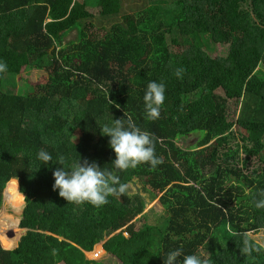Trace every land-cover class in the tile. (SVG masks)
Returning <instances> with one entry per match:
<instances>
[{
    "label": "trees",
    "instance_id": "16d2710c",
    "mask_svg": "<svg viewBox=\"0 0 264 264\" xmlns=\"http://www.w3.org/2000/svg\"><path fill=\"white\" fill-rule=\"evenodd\" d=\"M145 1L125 8L120 0H0V62L7 64L0 73V206L7 183V204L25 198L19 226L28 230L15 249L1 246L0 264H73L70 247L39 246L50 217L74 226L87 251L102 243L121 264H164L177 248L181 262L195 254L209 264H264V247L252 236L264 230V209L253 202L264 190V29L250 38V20L229 25L246 1L264 22V0ZM107 16L114 19L108 31ZM70 30L75 38L63 41ZM21 67L45 74L16 88ZM177 68L185 69L182 78ZM152 81L165 85L155 121L143 100ZM128 118L151 134L163 161L156 168H114L101 128ZM189 135L199 136L196 150L186 145ZM42 148L53 161L38 159ZM60 156L66 169L87 159L123 184L139 180L164 215L137 224L146 205L139 194L109 196L101 208L68 203L52 187ZM14 224L3 207L7 249L16 239L7 231L23 230ZM223 228L226 240L218 236ZM244 238L261 251L243 255Z\"/></svg>",
    "mask_w": 264,
    "mask_h": 264
},
{
    "label": "clouds",
    "instance_id": "9594fccd",
    "mask_svg": "<svg viewBox=\"0 0 264 264\" xmlns=\"http://www.w3.org/2000/svg\"><path fill=\"white\" fill-rule=\"evenodd\" d=\"M259 24L262 25L263 22L260 21ZM6 71L7 64L0 62V73ZM184 71L183 68H177L175 70L176 77L182 78ZM143 100L146 118L153 121L159 119L165 101V85L155 81L149 82ZM116 107L119 108L120 106L117 104ZM101 133L110 137L109 145L116 155L112 164L119 171L135 169L142 164H148L154 169L163 163L162 159L155 154V143L151 134L141 130L131 118L126 121L115 119L113 126H104L101 128ZM38 159L43 164L53 161L51 154L43 148L38 152ZM55 163H59L63 167L54 170V184L52 187L53 190L58 189L59 196L68 203L82 205L87 202L96 208H101L109 202V196L124 195L127 192V185L120 182L118 175L111 170L102 169L95 162L89 163L87 159L81 162L79 159L66 169L64 167V157L60 156ZM259 195L262 198L259 200L254 199V205L257 209H264V190ZM27 231L26 229L25 233ZM101 248L103 250V247ZM240 251L243 255H251L254 251L259 253L261 248L255 247L249 242L248 238H244L243 247ZM55 252L56 250L53 249V254ZM181 255L182 251L179 248L168 252L164 257V264H209L208 260H202L195 254L183 256L181 262L178 260Z\"/></svg>",
    "mask_w": 264,
    "mask_h": 264
},
{
    "label": "rangeland",
    "instance_id": "374dc122",
    "mask_svg": "<svg viewBox=\"0 0 264 264\" xmlns=\"http://www.w3.org/2000/svg\"><path fill=\"white\" fill-rule=\"evenodd\" d=\"M120 2L123 4V6L125 8H128L129 6H132L135 3L138 5L149 3L148 1H145V0H135V2H129V3L127 0H120ZM129 13L130 12H128L126 14H129ZM247 20H250V21L247 22ZM260 20L261 19H259L257 16L252 14L251 4L249 1H246V2H241V3L237 4V15L233 20H231L229 22V25L232 27H237L238 25L247 22L249 28L253 30V33H249V37L252 38L253 36L254 37L256 36L255 33L257 30L262 29V28L264 29V22L262 25L258 24V22ZM113 21H114V19L110 18L109 16L104 17L103 22H104L106 31H108L109 28L112 27V24L114 23ZM94 31L98 35L97 28ZM100 35H102V32L100 33ZM74 38H75V31L70 30L66 33L63 41L73 40ZM205 40H206V44H207L208 48L209 49L213 48L212 44H210L208 42L207 38H205ZM219 50H223V49L220 48ZM20 70H21L20 71V77L21 78H18L17 80L14 81L16 88H20L21 86L23 87L27 84H29V85L33 84L34 81L36 80L37 76L45 74L44 71L36 70L34 68L21 67ZM11 84H12V81L8 80V81H6L5 85L11 86ZM7 88H9V87H7ZM217 93L221 95L220 92H217ZM227 113L230 114L231 119H234L236 117L235 103L229 104ZM234 129H236V128L234 127ZM198 141H199L198 135H189L188 139L186 141V145H188V147L191 148L190 150H196V148L194 146ZM15 182H16V186H17V191L20 193L19 181L16 179ZM6 187H7V183H6V185L2 191V204H1L0 208L2 206L5 208V213L11 216V218L15 222V224H14L15 227L20 230V228H18V226H19L20 220L22 219L21 214H22V210L24 207L25 198L22 195V203L18 202V200H15L13 205H12L11 201L9 204H7L8 202H5V200H6ZM143 187H145V186L139 180H135L134 182L127 184V192L126 193L130 194V195L139 194L146 203L145 208L142 212V214H145V216L141 217L138 220L137 224H141V223H145V222L152 224L155 222V220L157 218H161L164 215V212H163V210H158V208L155 207L156 200L151 199L149 194L147 192L143 191ZM3 207L1 209H3ZM141 215H139L138 217H140ZM64 223H62L61 220L53 218V217L46 219V221L44 222L43 231H40L41 238H40L39 246L41 249L46 248L49 244H52V245L55 244L56 245L60 242L61 244H59L58 246L70 247V260L73 264H77L80 261H86V262H89L90 264H95V263L121 264L119 262V260L116 259L114 256H111V255L105 253V251L104 252L100 251V249L102 247V243L96 244L92 251H87L86 249L81 247L77 241V238H76V235H77L76 228L74 226L68 227L67 225H64ZM19 230H17V232ZM25 230L26 229L20 230L18 232L19 235H18V233H15L16 232L15 230H8L7 231L6 235L8 237H13L15 234L14 239L15 238L16 239L14 241V245L12 246V248H14L16 246L18 239L22 235H24ZM227 233H228V228H223L221 231L218 232V236L222 240H226L227 239ZM252 236L255 239H257L260 243H262V245L264 246V230L257 232ZM4 242L5 241L3 240V243ZM96 254H99V255L96 256Z\"/></svg>",
    "mask_w": 264,
    "mask_h": 264
},
{
    "label": "bare ground",
    "instance_id": "6f19581e",
    "mask_svg": "<svg viewBox=\"0 0 264 264\" xmlns=\"http://www.w3.org/2000/svg\"><path fill=\"white\" fill-rule=\"evenodd\" d=\"M1 244V243H0ZM1 246L4 248V249H6V250H9V249H11V248H9V249H7V248H5L2 244H1Z\"/></svg>",
    "mask_w": 264,
    "mask_h": 264
},
{
    "label": "crops",
    "instance_id": "0c3cea01",
    "mask_svg": "<svg viewBox=\"0 0 264 264\" xmlns=\"http://www.w3.org/2000/svg\"><path fill=\"white\" fill-rule=\"evenodd\" d=\"M17 243H18V242H17ZM16 246H17V244H16ZM16 246H15V247H16ZM15 247H14V248H15Z\"/></svg>",
    "mask_w": 264,
    "mask_h": 264
},
{
    "label": "water",
    "instance_id": "95a60500",
    "mask_svg": "<svg viewBox=\"0 0 264 264\" xmlns=\"http://www.w3.org/2000/svg\"><path fill=\"white\" fill-rule=\"evenodd\" d=\"M0 248H2V247H1V244H0Z\"/></svg>",
    "mask_w": 264,
    "mask_h": 264
},
{
    "label": "built area",
    "instance_id": "2783aa9c",
    "mask_svg": "<svg viewBox=\"0 0 264 264\" xmlns=\"http://www.w3.org/2000/svg\"><path fill=\"white\" fill-rule=\"evenodd\" d=\"M97 256V255H96Z\"/></svg>",
    "mask_w": 264,
    "mask_h": 264
}]
</instances>
